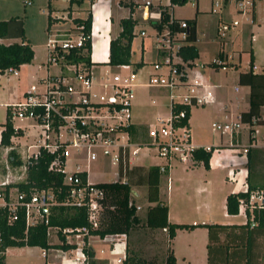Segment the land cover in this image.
<instances>
[{"label":"built area","instance_id":"2783aa9c","mask_svg":"<svg viewBox=\"0 0 264 264\" xmlns=\"http://www.w3.org/2000/svg\"><path fill=\"white\" fill-rule=\"evenodd\" d=\"M86 1L90 5L91 14L89 32L84 30L83 25L51 32L47 41L46 64L57 67L58 72L48 73L40 78L37 85L29 87L21 100L7 105L8 119L12 126L15 119L21 122L27 120L31 123L30 127L37 129L39 143L26 148V151L31 148L35 151L26 153L25 171L42 153L49 155L48 171L63 176V185L66 188L64 197L59 201L53 190L20 191L16 187L8 186L11 183L4 182L0 185V223L14 226L20 219H24L25 236L29 228L43 223L47 226L48 242L54 237L57 244L73 246L67 250L41 248V258L45 261L53 253L54 257L59 259L56 264H91L88 250L93 251L92 242L98 239L112 242L110 252L114 256L122 255V258L116 260V264H121L126 257L127 234L100 238L91 233L99 228L104 210L108 208L106 191L99 183H94L89 178V167L98 158L96 150H99L109 166H115L116 178L112 182L126 181L127 170L134 167L133 160L142 147L154 148V155L159 160V171L166 174L177 164H193V153L197 149L213 154L231 148L237 142L234 141V136H240L241 127L245 128L244 133L248 141L247 147L244 146L247 155L252 142H256L258 128L264 125V114L260 113L246 123L242 122L240 116L235 120L225 116L221 122L212 123V127L220 132L221 136L228 135L230 143L227 147L194 145L190 133V117L186 119L187 112L190 114L193 108L209 105L214 96L213 86L205 79L203 71L197 68L192 59H184L182 56L183 50L197 40L196 35L194 41L189 40V24L173 17L170 10L168 21L162 24L161 11L156 6L153 7L154 11L151 10L152 3L144 4L142 19L151 22L154 48L163 59L162 62L154 63L153 68L156 71L147 75L144 84L138 79V70L132 64L109 65L110 41L105 49L96 55L94 40L101 32L97 10L101 7L106 9V4L111 0ZM120 1L118 0V7ZM229 1L233 3L238 14H247L254 4V0ZM260 1L264 3V0ZM223 7L224 1L212 2L210 12L219 14ZM156 23L161 28L154 26ZM236 26V20L231 23L220 21L216 25V33L220 38H224L226 33ZM139 35L145 37L147 33L141 30ZM77 49L89 58V63L65 61L66 55ZM173 57H182L183 60L173 61ZM212 64L217 69L220 67L226 70L221 61ZM97 65L108 68L100 73L97 71ZM161 66H165V70L157 71ZM198 66L200 69L204 68L202 65ZM252 70L264 74V67L253 66ZM17 72V69L9 68L4 73L16 76ZM140 85L161 89L168 96V116L155 125L146 127L145 139L140 135L132 138L129 132V128L133 126L131 99L135 88ZM177 105H183L185 109L173 114V108ZM184 119L186 123L181 124ZM13 129L15 132L20 131L14 126ZM14 137L17 136H12L11 139ZM72 156L73 162L70 160ZM226 178L230 183H239L241 191H247V168L230 169ZM60 192L61 190H58V193ZM132 196L136 197L135 192ZM128 205H132L131 201ZM55 206L84 210L86 225L64 229L49 226L50 210ZM135 209L139 211L140 207L135 204ZM259 210L264 213V188L252 190L247 199L239 200L236 215L244 218L245 222L249 220L252 227L255 224L254 212ZM2 233L0 230V256L5 255L8 249L3 245ZM59 235L63 237V241Z\"/></svg>","mask_w":264,"mask_h":264},{"label":"rangeland","instance_id":"374dc122","mask_svg":"<svg viewBox=\"0 0 264 264\" xmlns=\"http://www.w3.org/2000/svg\"><path fill=\"white\" fill-rule=\"evenodd\" d=\"M140 2L139 9L134 10V16L141 18V12L145 3H152V8L157 4L168 5V0H137ZM222 2L223 0H187L182 6L175 5L170 8L172 15L177 19H194L196 24V37L197 42L195 46L197 48V55H194L192 60L197 65V68L204 73L205 79L209 84L215 88L213 90L212 102L204 107H196L192 110L191 129L192 139L195 137H201L204 143H214L218 146L216 148L223 147V145H229V137L227 134L222 135L220 139V132L216 131L212 127V123L221 122L219 120L220 109L215 101L219 92H224L227 97H233L234 87L241 89L237 83H235L238 72L245 71L249 68V50L254 52V59L257 66H260L264 61V25L258 26L255 24L253 18L249 14H236L234 12V5L228 0L227 6L223 7L219 14H212L210 12V3ZM28 2V3H25ZM67 0H0V20L15 19V24L11 27V33H18L19 28L17 24L23 28L24 36L29 41L34 51V57L30 64L22 66L18 69L17 75H10L3 73L0 75V123H4L7 120V113L5 105L16 102L22 92L29 89L33 85H37L40 78H43L48 73L53 74L58 72V68L55 66H47V41L50 32L47 30V14L48 7H55L58 11H66ZM85 4L87 1L84 0ZM115 6V2H113ZM137 6V4H134ZM130 7L124 8L121 11H117L113 7L114 15L117 17H127ZM153 10V9H152ZM155 10V9H154ZM153 10V11H154ZM197 12V13H196ZM248 18V21L246 20ZM236 20L238 26L226 33L224 38H220L216 33V25L220 21L231 23ZM144 28V29H142ZM52 29H56V25L52 24ZM144 30L147 36L141 37L139 35L140 30ZM118 28L112 33L115 36ZM135 37L132 40L131 49V62L132 66L138 70V79L142 83H146L147 75L149 72H155L153 65L154 61L162 62L161 56L156 55L154 48L153 31L149 22H141L135 26ZM106 39V36L95 38L98 47H101V42ZM17 42L19 38L15 39ZM142 46L144 51H142ZM143 52V59L145 64L142 67L135 66V63L141 60V53ZM222 55V58L219 57ZM157 56V57H156ZM182 57H173V61H181ZM221 61L226 70H222L220 67L217 69L212 66V63ZM198 65H202L204 68L200 69ZM237 66V69L234 68ZM98 72H104L108 67L103 65H97ZM165 66H161L160 70L164 71ZM97 72V73H98ZM125 73L127 71H124ZM218 86V87H217ZM165 91L153 87L138 86L135 88L132 95V107H131V122L133 125H142L146 127L148 124L155 125L157 122L154 120L161 113L167 114L168 98ZM245 108V105H241L239 109ZM203 110L204 113L201 111ZM264 114V113H263ZM223 117V116H222ZM235 120V119H232ZM14 126L25 127L24 133L13 139L15 146V154L17 159L21 162V165L15 166L11 164L6 155L10 149H6V154L3 150H0V185L5 181L11 184L15 182H21L25 176V157L26 153L30 154L35 149L31 148L26 151V148L33 144L39 143L37 137V129L30 127L31 123L27 120L20 122L18 119L13 121ZM245 128L241 127L240 136L237 134L234 136V141H237L231 148L222 152H214L213 156V170L211 173V191L216 195H220L226 191L227 188L232 187L235 190L236 186H231L225 182L223 178V172L220 168L221 164L243 163L244 167L248 169V158L245 154L248 145L247 137L244 133ZM259 134L256 137V142H252L250 149V164L249 169L251 172L250 182L254 185H264V125L258 128ZM242 133V135H241ZM144 139L146 136H143ZM240 141V142H239ZM222 143L223 145H220ZM232 143V142H231ZM98 158L93 161L89 167V178L94 183L112 182L116 177L114 175L115 166H109L99 150H96ZM155 150L153 147H142L133 160V164L140 163L143 165H152L158 163L159 160L153 157ZM74 161V156L70 159ZM222 162V163H221ZM181 168H187L184 164H177L174 168V184L173 187L167 186L166 176L163 174L161 177L162 194L169 195L170 203L173 206L179 201L190 199L191 193L194 191L195 182L200 178V169H195L190 173H182ZM134 189L137 192L136 205L140 207V211L137 212L138 216L143 220L146 211L145 200V188L143 186H135ZM215 215H221V204L218 196L215 201ZM51 243H57L54 237L49 239ZM161 241V236L155 232L147 231L145 227H137L128 233L126 239L125 254L136 253L142 259H150L154 264H161L165 259L166 243ZM98 249V245L95 246ZM153 255H150L152 254ZM109 257V260H98L99 262L111 263L115 262L114 257ZM151 257H153L151 260ZM6 264H43L45 259L41 258L40 247H13L6 250L5 257ZM58 262V261H55Z\"/></svg>","mask_w":264,"mask_h":264},{"label":"trees","instance_id":"16d2710c","mask_svg":"<svg viewBox=\"0 0 264 264\" xmlns=\"http://www.w3.org/2000/svg\"><path fill=\"white\" fill-rule=\"evenodd\" d=\"M76 1L84 0H69L70 4ZM187 0H169V4L163 6L161 4L156 5V8L161 11L162 24H165L169 18V10L175 5H184ZM197 13V12H196ZM15 19L8 21L0 20V75L7 69L14 68L19 69L22 65L30 64L34 57L33 49L29 41L24 36L23 28L18 24L19 32L17 36L20 38L19 43L3 44L1 40L9 35V25ZM185 20L189 24V40L194 41L196 35V24L194 19H181ZM76 26L83 25L84 30L89 32L91 23V14L88 13L85 19H74ZM137 25V21L131 16L123 18L121 20L122 31L115 39L110 40V55L109 65L117 66L121 64H132L131 62V43L135 36L133 33L134 27ZM154 26L161 28L156 23ZM189 52V58H193L195 55V47L189 46L182 52ZM222 58V55L219 54ZM184 59H187L183 57ZM66 62L84 61L89 63V58L80 53V50H73L65 57ZM138 67H142V62L137 64ZM214 66V64H212ZM249 68L246 71L239 72L237 82L241 86L249 87L248 98V110L240 114L242 122H248L252 117L259 116L260 110L264 107V74L255 73L252 70L253 63L250 58L248 62ZM181 109H185L183 105H177L173 108V114L178 113ZM187 110V109H186ZM190 117L189 111L187 112L186 119ZM186 119L181 121V124L186 123ZM1 131L0 145L2 147H10V139L12 136H19L20 132H15L12 124L7 120ZM129 132L132 138L145 135V128L131 126ZM212 154L205 152L201 149H197L193 153V158L197 162H202L207 168L209 160ZM250 149L247 151L248 158V189L246 192L238 191L231 193L226 197V212L228 215H236L238 212L239 200L247 199L249 192L255 189L264 188V185H254L250 182L251 172L249 169L250 164ZM8 160L15 166L21 165V162L17 159L14 150H10L8 153ZM50 156L42 153V155L31 163L26 168L25 179L22 182H15L8 186L18 188L20 191L30 190H53L57 194V199L61 201L64 197L65 186L63 185V176L48 171V165ZM163 174L160 173L157 165L150 166L149 168L134 166L127 170L126 181L121 180L117 182L99 183L107 194L108 208L104 210L102 220L98 229L92 231V235L103 238L107 235L115 234H128L137 227H145L150 230L154 229H166L169 239H172L177 230L191 229L195 226L169 223L167 219L168 207L166 204L159 202V182L160 177ZM135 186H143L145 188V200L152 206L146 208L145 217L143 220L137 215L135 209L136 199L132 196ZM58 190H61L58 193ZM129 201L132 205L129 206ZM112 207V208H111ZM49 226L64 228H77L86 225L85 212L82 209H70L63 206H55L50 210ZM255 221L254 226H250L249 220L239 225H198L206 227L208 229V264H264V254L260 258V254L255 253V238L264 235V213L263 210L255 211L253 215ZM25 223L24 219H20L14 226H6L0 223V230L3 232V245L5 248L13 247H40L42 249H62L67 250L73 247L68 244H50L46 236L47 226L43 223L29 228L27 236L24 234ZM235 229L237 231L236 240L237 243L230 245L229 233ZM60 234V233H59ZM222 235V238L220 237ZM60 239L63 241L61 235ZM240 236L244 242L240 243ZM87 251V249H86ZM223 253L222 259L219 262H215V256L219 257V253ZM229 252V253H228ZM234 252V255L232 254ZM236 254V255H235ZM88 255L91 258V264H108L99 262L93 259L94 252L88 250ZM232 256V260L231 259ZM0 264L5 263V255L0 256ZM47 264V263H43ZM121 264H154L152 261H145L135 255L126 253L125 259ZM165 264H176L175 258L172 254H168L165 260Z\"/></svg>","mask_w":264,"mask_h":264},{"label":"crops","instance_id":"0c3cea01","mask_svg":"<svg viewBox=\"0 0 264 264\" xmlns=\"http://www.w3.org/2000/svg\"><path fill=\"white\" fill-rule=\"evenodd\" d=\"M67 1L68 2L66 3L67 5H66V11L65 12L58 11L57 9H55V7H51L50 5H47V7H48L47 30L50 33L55 31V30L65 31V30L71 29L75 25L74 21H73L74 19H82L83 20L87 17L88 13L90 12V5L88 2H87V4H85L84 1H76V2H73L72 4H70L69 0H67ZM223 1H224V7L227 6L228 0H223ZM113 2H115V6L113 5ZM117 3H118V0H111L110 2H108L106 4V9L101 7V8H99V10H97L99 17H100V21H101L100 22L101 32L98 34V36H100V37L106 36V39L103 42H101V47H98L97 42H95V40H94V43L96 46V55L97 56L100 54V52L102 50L105 49L106 44L110 40L115 39L119 36V34L122 31L121 20L123 18H127V17L131 16L133 19H135L137 21V24H139V21L144 22V23L147 22V21H144L142 19V15H141L140 19L134 16V13H133L134 10L139 9V5H140V2H138L137 0H121L119 3V5H120L119 7L117 6ZM134 4H137V6ZM211 4H212V1L210 3V8H211ZM163 6H166V5H163ZM113 7H115L117 11H121L124 8L130 7L129 12H128V16L127 17L115 16L114 11H113ZM152 9H154V8H152ZM234 12H235V9H234ZM171 13H172V10H171ZM236 14H238V13H236ZM247 14L251 15V17L253 18L256 25H258V26L264 25V3L262 1L254 0L253 7L251 10L248 11ZM173 17H174V15H173ZM108 19H109V22L107 23ZM246 20L248 21V18H246ZM5 21H7V20H5ZM14 24L15 23H10L8 37H5L1 40V42L3 44H11V43H19L20 42V40L18 42L15 40V39L19 38L17 36V34L10 32V29H11V27H13ZM52 24L56 25V29H52ZM149 24L151 25V22H149ZM18 26L19 25L17 24V27ZM116 28H118V30L115 33V36H112V33L115 31ZM134 29H135V27H134ZM134 29H133V33H134ZM142 29H144V28H142ZM196 39H197V37H196ZM196 42H197V40H196ZM195 43L193 44V47H195V52H196L195 55H197L198 51H197V48L195 46ZM131 49H132V43H131ZM142 51H144L143 46H142ZM155 53L158 56L157 52H155ZM183 55H184L183 57H185L187 59H192V58H189V52H184ZM250 58L252 59L253 66H256L258 68L264 67V61H263V63H261L260 66H257L256 64H254L255 59H254V52L252 51V49L249 50V60H250ZM139 62H142V64H145V61L143 59V52L141 53V60ZM139 62H137V63H139ZM137 63H135V64H137ZM153 63H156V62L154 61ZM22 66H24V65H22ZM22 66L19 69H21ZM135 66H137V65H135ZM234 68L237 69V66L234 65ZM240 72H243V71H240ZM255 73H258V71H256ZM238 74H239V72H238ZM238 74H237L236 80H235V83H237V84H238V82H237ZM10 75H12V74H10ZM239 87H241V89L234 87L233 91H234L235 95H233V97H227V95L224 92H219L217 94L215 101L218 103L217 106L220 109V116H219L220 119L219 120H224L225 116H229L231 119H235L238 116H240V114L242 112H246L248 110V107H249V104H248L249 87L241 86V85H239ZM214 88L215 87L213 86L212 91L214 90ZM27 90H25L24 92L21 93L20 98L17 101L22 99L23 94ZM13 103H15V102H13ZM9 104H11V103H9ZM9 104H7V105H9ZM7 105H5V108H6V113H7V117H8L9 109H8ZM241 105H245V108L239 109V107ZM165 110H167V107H165ZM192 110H191L190 118H189L190 133H191V129L193 127V125L191 124ZM201 112L204 113L203 110ZM260 113H264V107L261 108ZM167 116H168V110H167V114L161 113L154 120L158 123L159 120L164 119ZM4 123H0V125H2ZM151 124L152 123H150V125ZM13 126H14V124H13ZM134 126H136V125H134ZM138 126L143 127L142 125H138ZM148 126H149V124L146 127H148ZM14 127L19 128L21 131V132L20 131L19 132L21 134L24 133L25 127H23V128L20 126H17V127L14 126ZM146 127H143V128H146ZM2 130H3V127L0 126V140H1V131ZM19 136H21V135H19ZM221 137L222 136H220V139H221ZM14 138H16V137H14ZM14 138H12L10 140V142H11L10 147L15 148V146H13L14 145V142H13ZM201 139H202L201 137L200 138L195 137L194 139H192V142L196 146H213V147L218 146L214 143H204L205 141L203 142V140H201ZM229 141H230V139L228 140V142ZM220 145H223V144L220 143ZM223 146H226V145H223ZM10 147H2L0 145V150H3V152L6 154V149L10 148ZM222 150L225 151L226 149H222ZM220 152H222V151H220ZM8 153L6 154L7 156H8ZM153 157H155V155H153ZM214 159H215V157L212 154L207 168L203 165L202 162H198V161L196 162L195 161L191 165H188V166L185 165L187 168H185V169L181 168L180 169V171L184 174L193 172L195 169H200L201 175H200V178L195 182V185L193 187L194 191L191 193V196H193V197L190 199L184 198L183 200L179 201L174 206H173V203H170V201H169V195L167 193H166V195L162 194V188H161V177L162 176L160 177L159 202L162 204H166L168 207V215H167L168 222L174 223V224H184V225L195 226L191 229L177 230L172 239L168 238L166 229L150 230V229L145 228L147 231L150 230L153 233L157 232L161 236V241H164V242H162V244L166 243V245H167L166 249H164L165 250V259H164V262L161 264H165V260H166V257L168 254L173 255V257L175 258L176 264H208V252H207V243H208V234H209L208 229L206 227H202V226H198V225H215V224L216 225H239V224L245 223L244 218H242L241 216H239V215H228L226 212V197L229 194L236 193L238 191H241V189H242V187L239 185V183L238 184L230 183L227 181L226 177H227L230 169L237 170L239 168H244V165H243V163H234V165L232 166L231 164H223L221 162L222 164H221L220 168L223 172V178H224L225 182L229 183L231 186H236V188H235V190H233L232 187L227 188L226 191L224 193H222L219 197V195H216L214 192L211 191V183H212L211 173L213 170V160ZM157 164H159V162L152 164V165H143L140 163H135V164H133V166L149 168L150 166L157 165ZM175 166H173L166 173L167 174L166 183H167V186L168 187L171 186V188L173 187L174 180H176L174 178ZM134 192L136 195V197H135V199H136L138 197V195H137V192L135 190H134ZM217 196H218L220 204H221V215L220 216L215 215V201H216ZM152 205L153 204H149L146 202V208L148 206H152ZM144 217H145V214H144ZM227 233H229V241L228 240H226V241L229 242L230 245H234V243L238 242L236 240L237 231L235 229L227 231ZM127 237H128V234H127ZM220 237L222 238V235H220ZM239 242L240 243L244 242V240L241 236H240ZM254 243L256 244L255 248H254L255 253L256 254L259 253L260 258H261L264 254V235H260V236L256 237ZM55 244H57V243H55ZM97 245L99 246L98 249L95 247ZM91 246H92V249L94 252V259L95 260H109L108 256L114 257L116 260L118 258H122L121 254L114 256L110 252V250L112 248V242H108V241L103 242L101 240L94 239ZM232 254L234 255V252H232ZM130 255L137 256L136 253L130 254ZM150 255H153V253ZM222 255H225V254L220 252L219 257L215 256V262H219V260H221L223 257ZM5 257H6V254H5ZM138 257L140 258V256H138ZM152 258L153 257H151V260H153ZM232 259L233 258L231 256L230 260H232ZM55 261H59V259L54 257V254L52 253L49 255V258H47V260L44 263L56 264ZM145 261L148 262V261H150V259H147ZM5 263H6V261H5ZM116 263H117V261H115V262L113 261L110 264H116Z\"/></svg>","mask_w":264,"mask_h":264}]
</instances>
